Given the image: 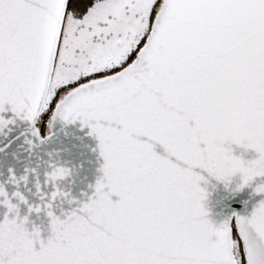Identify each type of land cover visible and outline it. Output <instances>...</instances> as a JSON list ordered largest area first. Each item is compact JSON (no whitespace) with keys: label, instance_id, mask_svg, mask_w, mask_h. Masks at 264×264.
I'll use <instances>...</instances> for the list:
<instances>
[{"label":"snow or ice","instance_id":"6c2138e0","mask_svg":"<svg viewBox=\"0 0 264 264\" xmlns=\"http://www.w3.org/2000/svg\"><path fill=\"white\" fill-rule=\"evenodd\" d=\"M0 264H264V0H0Z\"/></svg>","mask_w":264,"mask_h":264}]
</instances>
